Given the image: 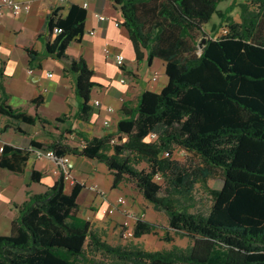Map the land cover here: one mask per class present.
I'll list each match as a JSON object with an SVG mask.
<instances>
[{"label": "trees", "instance_id": "obj_1", "mask_svg": "<svg viewBox=\"0 0 264 264\" xmlns=\"http://www.w3.org/2000/svg\"><path fill=\"white\" fill-rule=\"evenodd\" d=\"M225 1L115 0L138 56L143 47L151 59L166 62L167 86L160 93L144 92L135 108L124 105L115 133L89 137L68 129L83 140L81 147L63 138L51 145L32 142L58 158L72 155L104 163L114 177L113 188L131 180L155 210L165 212L170 228L185 233L192 245L154 252L110 245L79 216L84 185L76 183L68 192L62 174L45 193H29L18 206L12 234L0 236V264H75L79 258L89 260L86 247L104 255L105 264H264V0H254L255 10L242 5V23L232 20L226 35L208 38L198 53L204 25ZM86 18V9L78 5L66 16L55 10L48 18L47 43L48 53L66 61L76 76L80 112L74 118L85 122L98 84L87 62L66 52L84 35ZM56 28L62 33L51 40ZM29 53L36 55L31 49ZM9 99L3 88L1 114L30 125L51 124L39 114L14 109ZM151 134L157 135L155 141ZM178 147L199 157L203 166L175 159ZM28 156L29 151L7 146L1 164L21 173ZM135 157L149 169H138ZM216 169L223 173V187L210 190L207 214L192 212L196 185L207 184ZM158 175L169 186L166 195H161ZM40 178L34 173V181ZM156 228L139 218L135 237Z\"/></svg>", "mask_w": 264, "mask_h": 264}, {"label": "crops", "instance_id": "obj_2", "mask_svg": "<svg viewBox=\"0 0 264 264\" xmlns=\"http://www.w3.org/2000/svg\"><path fill=\"white\" fill-rule=\"evenodd\" d=\"M17 1L30 3L31 9L14 15L10 9L3 8V15L0 16V98L4 88L10 96V106L32 116L39 114L51 124L42 126L38 122L30 125L0 113V148L11 146L29 151L21 173L3 166L1 159L4 151L0 152V236L12 234L13 222L19 215L18 206L28 199L29 193H45L62 175L53 159L37 157L38 149L32 142L51 145L63 138L64 142L75 146L69 142L71 136L76 141H83L75 133L68 134V129L81 131L89 137L115 133L123 117L124 105L137 107L144 92L160 93L169 82L166 62L162 58L151 59L149 50L143 47L141 56H138L123 12L115 0ZM72 5L86 9L87 18L84 35L70 44L66 55L74 59L83 58L94 71L93 81L98 84L91 94L92 113L87 122L74 118L80 112L76 76L66 61L47 50L49 16L57 9L66 16ZM100 16L106 20H101ZM40 33L43 35L38 37ZM57 35L54 30L51 40ZM106 48L113 52V57L106 56ZM30 49L36 53L35 56L29 53ZM118 54L126 57L124 66L117 64L114 56ZM38 99H41L39 104L32 103ZM96 101L101 105L96 106ZM108 108H113L114 112L110 113ZM61 117L64 121L56 122ZM53 122L57 126L52 131L59 137L55 140L47 136ZM68 157L72 180L65 179L66 190L70 192L76 183L84 185L78 199L80 209L83 197L84 207L98 214L102 213V209L117 204L121 197L117 193L120 188H113L114 177L104 163L86 157ZM34 173L41 176L39 181L33 180ZM94 187L105 192V196L96 192ZM108 187L112 190L111 194L106 191ZM98 198H101L100 205ZM91 205L99 210L91 209ZM120 207L118 205L116 213L121 210ZM126 207L129 210L131 205ZM89 216L80 217L90 220ZM93 217L96 221L102 216Z\"/></svg>", "mask_w": 264, "mask_h": 264}, {"label": "rangeland", "instance_id": "obj_3", "mask_svg": "<svg viewBox=\"0 0 264 264\" xmlns=\"http://www.w3.org/2000/svg\"><path fill=\"white\" fill-rule=\"evenodd\" d=\"M248 4L251 10H255L257 5L254 4V0H228L219 5L217 13L213 16L212 20L205 24L203 32H201L198 38V53H201L203 49V41L208 38H218L226 35V31L233 20L236 23H242V5ZM57 123L53 122L48 128L47 136L52 137L54 140L59 138L52 131L53 127H56ZM80 141V142H79ZM69 142L75 146H83L84 142L81 140L76 141L73 136L69 137ZM174 158L187 164H195L203 166L200 158L196 155L189 153L182 148H176ZM135 166L140 170H148L149 164L146 161H142L138 157L134 158ZM90 174V172L88 173ZM156 181L162 185L161 195L168 194L167 189L169 188L166 179L162 175L156 177ZM224 185L223 173L220 169H216L213 175L208 179L207 184L198 183L193 194V201L195 207L192 208V212L207 214L212 205V197L210 190L221 189ZM117 193L124 200L120 204L121 210L112 216H104L102 213H94L84 207L85 199H81L80 204L82 208L79 210V214L82 217H90V222L94 231H96L101 237L112 246H122L125 248H139L146 252L172 250L174 248L187 249L192 245L193 240L186 236L183 232H177L170 228L167 215L165 212H160L154 209V207L147 202L142 194L139 192L135 183L131 180H126L119 186ZM108 194H111L112 190L106 188ZM88 193L86 192L85 195ZM107 194V193H106ZM98 204L100 205L101 198H98ZM128 210L126 206H130ZM91 209L98 211L90 206ZM125 209L126 211H123ZM94 215L102 216L99 220H94ZM139 218L147 219L157 225L155 232L146 234L140 238L132 237L124 239L122 237V229L125 221H130L133 226L137 223ZM86 253L88 261L82 258L76 259L75 264H105L108 259L101 253H95L86 247ZM110 261V260H109ZM135 264V263H131Z\"/></svg>", "mask_w": 264, "mask_h": 264}, {"label": "built area", "instance_id": "obj_4", "mask_svg": "<svg viewBox=\"0 0 264 264\" xmlns=\"http://www.w3.org/2000/svg\"><path fill=\"white\" fill-rule=\"evenodd\" d=\"M58 1L63 2L64 0H58ZM3 8L10 9L14 15H20L22 12L29 11L31 9V4L28 2H26V3L20 2L17 0H0V16L3 15ZM100 19L106 20V18L104 16H100ZM0 23H1V18H0ZM55 33L56 34L62 33V29L56 28ZM105 54L108 58L113 57V52L109 48L105 49ZM114 57H115V60L119 66H124L126 64V57L124 55L118 54V55H115ZM50 76H52V74H50ZM123 82H124V80H123ZM95 105L100 106L101 103L99 101H96ZM108 111L110 113H112V112H114V109L108 108ZM105 124L108 125L109 122H105ZM150 139L155 141L157 139V135L151 134ZM3 151H4V148H0V152H3ZM166 155H168V154H166ZM37 157L38 158L47 157V158L53 159L57 163V165L59 166L60 170L62 171V174H64L65 179L66 180H72L71 179V169L69 167L70 160H69L68 156L58 158L55 155L54 151H46L44 149H39L37 151ZM94 189L96 190V192L100 193V195L105 196V192L100 191L99 189H97V187H94ZM123 202H124V200L122 198L118 199L116 205L109 206L107 208L102 209V214L104 216L114 215L118 211V208H117L118 205L122 204ZM121 229L123 230L122 231V237L124 239H129V238L134 237L135 226H133L130 221H125L123 226L121 227Z\"/></svg>", "mask_w": 264, "mask_h": 264}, {"label": "water", "instance_id": "obj_5", "mask_svg": "<svg viewBox=\"0 0 264 264\" xmlns=\"http://www.w3.org/2000/svg\"><path fill=\"white\" fill-rule=\"evenodd\" d=\"M206 42H207V39H205V40L203 41V44L205 45V44H206Z\"/></svg>", "mask_w": 264, "mask_h": 264}]
</instances>
